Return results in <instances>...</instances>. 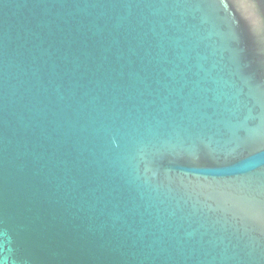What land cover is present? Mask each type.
I'll list each match as a JSON object with an SVG mask.
<instances>
[{"label": "water", "instance_id": "water-1", "mask_svg": "<svg viewBox=\"0 0 264 264\" xmlns=\"http://www.w3.org/2000/svg\"><path fill=\"white\" fill-rule=\"evenodd\" d=\"M2 264H264V0H0Z\"/></svg>", "mask_w": 264, "mask_h": 264}, {"label": "snow or ice", "instance_id": "snow-or-ice-1", "mask_svg": "<svg viewBox=\"0 0 264 264\" xmlns=\"http://www.w3.org/2000/svg\"><path fill=\"white\" fill-rule=\"evenodd\" d=\"M0 264H2V262H0Z\"/></svg>", "mask_w": 264, "mask_h": 264}]
</instances>
